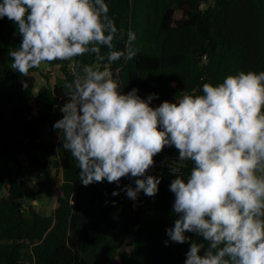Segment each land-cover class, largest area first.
I'll return each instance as SVG.
<instances>
[{
  "label": "trees",
  "instance_id": "16d2710c",
  "mask_svg": "<svg viewBox=\"0 0 264 264\" xmlns=\"http://www.w3.org/2000/svg\"><path fill=\"white\" fill-rule=\"evenodd\" d=\"M106 3L125 33L123 40L114 41L116 50H124L129 30L136 33L138 49L135 58L116 61L111 68L120 69L125 94L134 88L142 98L158 94L153 107L185 93L200 94L204 83L215 85L241 71H264V0ZM21 40L14 22L0 19V264H184L190 244L171 242L166 235L176 219L169 190L175 176L168 162L178 158V151L166 147V157H155L148 174L162 179L154 197L141 192L133 201L123 191L113 196L126 185L135 186L127 177L119 185L105 180L84 186L77 162L53 127L63 116L64 84L79 68L55 61L23 77L10 68L8 55ZM78 60L102 67L94 56ZM57 67L66 81L52 84L49 69ZM39 71L47 83L36 95ZM191 166L184 165L186 174ZM55 169L62 173L61 193L52 214L44 215L31 200L52 191Z\"/></svg>",
  "mask_w": 264,
  "mask_h": 264
},
{
  "label": "clouds",
  "instance_id": "9594fccd",
  "mask_svg": "<svg viewBox=\"0 0 264 264\" xmlns=\"http://www.w3.org/2000/svg\"><path fill=\"white\" fill-rule=\"evenodd\" d=\"M109 11L106 0H0V19L14 22L22 37L8 52L13 71L27 77L55 61L79 68L64 84L63 116L53 125L77 162L79 181L119 185L127 177L135 186L113 196L154 197L162 177L148 173L155 157L174 147L178 158L168 167L176 219L166 235L190 244L184 264H264V71H241L153 107L158 94H125L120 69L111 68L138 49L129 30L124 50H116L125 33ZM85 55L102 67L82 64Z\"/></svg>",
  "mask_w": 264,
  "mask_h": 264
},
{
  "label": "rangeland",
  "instance_id": "374dc122",
  "mask_svg": "<svg viewBox=\"0 0 264 264\" xmlns=\"http://www.w3.org/2000/svg\"><path fill=\"white\" fill-rule=\"evenodd\" d=\"M46 68H49L48 63H43L40 65L41 70L46 69ZM49 70L52 73L48 74L46 72V74L50 76L52 84L62 83V82L64 83L66 81L59 67H57L55 70L52 68H50ZM36 76H37V83H36V88H35L34 93L37 95L41 86L47 83V81L42 78L40 71L37 73ZM44 139L48 143H51L53 140V138L50 137V135L48 134L45 135ZM165 155H166V151L164 149V151L161 154H159V156L166 157ZM51 177H52V191L49 193L41 194L38 198L31 200V203L36 207V210L44 215L52 214L54 209L57 207L58 198L61 193V187L63 184L62 173H59L56 169L52 171ZM29 205L30 203L27 202V205H26L27 209L29 208Z\"/></svg>",
  "mask_w": 264,
  "mask_h": 264
},
{
  "label": "water",
  "instance_id": "95a60500",
  "mask_svg": "<svg viewBox=\"0 0 264 264\" xmlns=\"http://www.w3.org/2000/svg\"><path fill=\"white\" fill-rule=\"evenodd\" d=\"M32 185H33L34 190L38 188V185H35L34 183H32Z\"/></svg>",
  "mask_w": 264,
  "mask_h": 264
}]
</instances>
